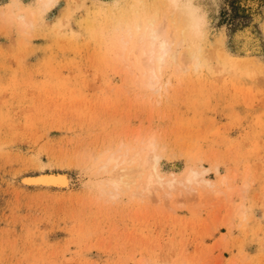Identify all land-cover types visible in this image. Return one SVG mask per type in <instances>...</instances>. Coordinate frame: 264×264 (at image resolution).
<instances>
[{"label": "rangeland", "instance_id": "1", "mask_svg": "<svg viewBox=\"0 0 264 264\" xmlns=\"http://www.w3.org/2000/svg\"><path fill=\"white\" fill-rule=\"evenodd\" d=\"M159 3L0 0V264H264V0H193L201 52L158 93L112 42ZM151 138L161 177L207 170L212 188L99 183ZM41 174L69 184L23 182Z\"/></svg>", "mask_w": 264, "mask_h": 264}, {"label": "bare ground", "instance_id": "2", "mask_svg": "<svg viewBox=\"0 0 264 264\" xmlns=\"http://www.w3.org/2000/svg\"><path fill=\"white\" fill-rule=\"evenodd\" d=\"M39 1L42 8L48 9L55 4L56 0ZM159 2L160 5L156 8L163 12L161 22H159L156 8L152 14H147L143 8L136 9L133 15L126 14L123 20L124 27L118 29L112 42V46L116 50V56L114 54V57H117L116 60L131 63L133 69L135 68L139 73L140 83L145 88L158 93L163 89L164 84L166 86L168 83L161 82L165 68L174 67L177 74V72L187 70L185 64L197 62L201 52L198 43L205 38L204 28L207 24L204 14L197 7L198 5L193 3V0H159ZM110 54L112 53L110 52ZM149 72L155 74L158 82L156 90L148 86L150 77L147 73ZM134 80L136 79L134 78ZM137 139L138 136H135L134 140ZM141 144L132 148H123L121 145L115 152L110 153L100 163L98 162L99 165L94 175L99 183L104 184V187H111L115 191L121 186L128 187L129 183L126 182L130 179L131 181L133 179V182L135 179L141 181V176L147 172L144 181H141L138 186L140 192L148 191L153 184L167 188L177 186L189 188L192 185L212 188V182L210 183L205 177L207 170H188L180 180L164 179L158 172L159 158L155 153L153 139L143 141ZM128 167H134V169ZM69 179L60 174H41L27 176L23 182L27 185L41 187H67Z\"/></svg>", "mask_w": 264, "mask_h": 264}, {"label": "clouds", "instance_id": "3", "mask_svg": "<svg viewBox=\"0 0 264 264\" xmlns=\"http://www.w3.org/2000/svg\"><path fill=\"white\" fill-rule=\"evenodd\" d=\"M147 75L150 77L149 80V87L152 88L153 90H156L157 86H158V82L156 81V77L155 74L152 72L147 73Z\"/></svg>", "mask_w": 264, "mask_h": 264}]
</instances>
